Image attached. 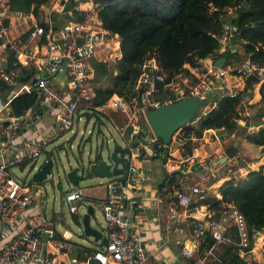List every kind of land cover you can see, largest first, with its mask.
<instances>
[{
    "label": "built area",
    "instance_id": "obj_1",
    "mask_svg": "<svg viewBox=\"0 0 264 264\" xmlns=\"http://www.w3.org/2000/svg\"><path fill=\"white\" fill-rule=\"evenodd\" d=\"M67 2L66 0L60 5L63 10ZM96 5L92 0H87L78 2L75 8L90 14ZM230 9L234 11V18L237 19L242 11L241 4ZM16 16L10 13L9 1L0 0V79L10 87L6 98L0 94V264H61L50 246L53 241H60L57 237L56 221L45 214L46 202L42 198L46 190L44 181H35L33 177L23 179L13 171L14 168L22 169L29 163L38 170L45 161L51 159L45 153L49 151L47 147L58 138L59 132L55 130L47 133V129L42 128L46 122L42 108L48 109L51 114L54 111L52 124L71 131L75 116L82 120L85 117L81 114L85 111H98L109 115V121L124 139L123 146L130 149V154H125L128 160V176L125 181L127 186L116 176L105 178L103 183L107 194L102 202V210L107 244L97 248L88 258L94 257L101 264H147L149 252L141 240L139 226L123 211L126 197L124 187L135 186L143 177L137 157L146 151L156 155L158 150L161 151L166 146L162 139L146 130L147 110L184 97L206 98L213 93L217 81L221 86V95L237 98L240 112L243 110L244 115H250V92L242 91L238 85L232 83L235 75L244 77L254 71L260 74L264 72V66L253 62L250 57L238 66L229 64L219 67L216 64L221 53L232 47V39L237 31V24L232 20L224 24L223 31L218 36L220 43L217 51L199 59L198 64L193 67L197 79L195 83L179 79L178 75L167 81L165 75L159 71L155 58H148L142 63L141 73L129 93H115L105 104L79 110L78 115L77 109L82 107V102L88 101L94 95L88 75L92 60L107 62L115 56V60L119 59L120 45L115 47L113 56L112 45L106 46L103 42L105 38L110 40L111 37H106L105 34L111 31L102 26L96 28L74 22L56 27L47 20L46 30L36 18L28 28V39L21 40L11 34ZM117 35L114 34V37ZM35 38L38 41L45 40L41 50L37 47L38 43H29ZM11 54L14 61L8 68V57ZM3 60H6V66L2 65ZM64 63L69 91L64 89L65 86H53L48 75L62 69ZM22 76H28L29 81L22 83ZM24 90L36 94L38 106L16 116L12 113L10 102ZM109 110H114L118 118L112 117ZM91 119L93 128L88 130L89 134H93L94 127L98 126L96 117ZM194 121L195 119L191 122ZM34 138H37L36 141ZM169 153L170 147L167 155ZM40 157L43 160L38 163ZM238 157L242 159L241 155ZM188 160L191 161L190 167L184 166L187 172L189 170L201 175L202 180H212L221 174L220 169L209 158L187 155L181 162ZM25 162L26 165L23 166ZM180 169L183 170V165ZM185 185L174 189L172 193L176 202L187 208L193 200L203 197V188L200 182ZM64 199L70 211L77 215L79 204L84 199L81 187L76 185L68 188L64 192ZM36 202L41 205L39 214L27 218L25 225L18 228L27 207ZM189 227L190 238L181 244L179 250V256L188 260L189 264H224L222 254L226 243H233V250L239 257L240 262L232 264H264V228H250L242 211L235 206L223 209L218 214L212 212L202 216L192 215L189 218ZM61 234L65 239L72 237V232L68 229ZM87 261L88 259L84 264H88Z\"/></svg>",
    "mask_w": 264,
    "mask_h": 264
},
{
    "label": "trees",
    "instance_id": "obj_2",
    "mask_svg": "<svg viewBox=\"0 0 264 264\" xmlns=\"http://www.w3.org/2000/svg\"><path fill=\"white\" fill-rule=\"evenodd\" d=\"M8 1L12 15L33 13L47 30L48 24L42 20L43 5L50 0ZM67 1L64 11L72 10L75 20H83L84 12L75 8V5L87 0ZM65 2L66 0H60V5ZM238 4H241L245 13L237 24L232 42L234 45L242 44L244 54L253 62L264 66V0H107L97 3L90 16L99 19L103 28L118 34L121 57L116 63V74L113 73L115 68H110L107 63L92 60L88 75L90 79L94 75L93 79L96 81L94 95L88 101L82 102L77 114L80 115L79 110L105 104L115 93H129L141 73L142 63L148 58H155L159 71L165 75L167 81L179 73L189 74L187 65L194 67L199 59L217 51L218 36L222 33L224 24L230 21L225 11ZM29 34L30 29L22 34V40H27ZM238 52V49L232 48L223 51L221 56L226 57L225 65L231 64L230 60L237 57ZM13 60V55H9L8 68ZM25 77L21 78L24 80ZM103 79H108L109 84H103ZM258 84L260 104L256 106L254 114L244 116L245 124L239 122L242 118L239 100L228 95H219L215 106L208 107L194 122L183 127L185 132L196 137L202 136L203 130L208 127L223 129L228 133L235 132L261 146L264 152V72L261 75L254 71L244 76L240 89L253 93ZM9 90V85L0 79V93ZM36 99L33 92L18 94L10 102L12 113L16 116L23 115L32 108ZM43 110L46 109L42 108ZM46 115L53 119L55 114L53 111V114ZM81 115L85 117V121L96 117L99 129L101 124L110 119L109 115L98 111L88 110ZM111 116L118 118L116 113ZM51 125L53 128L54 124ZM54 131L50 129L47 133ZM237 150L234 147V151ZM47 152L51 157L53 151H46V154ZM101 158L99 152H96L95 162ZM25 165L26 162L23 163ZM93 166L96 172V164ZM177 175L181 176L182 173L174 171L167 174L166 181L160 184V188H181L182 182ZM218 192L220 197L209 194L193 205L207 203L208 208L216 213L235 206L242 211L250 228H264V164L259 169L250 170L245 176L239 175L225 180L219 186ZM233 234L235 237V233ZM223 248L224 264L240 262L233 250V243H226Z\"/></svg>",
    "mask_w": 264,
    "mask_h": 264
},
{
    "label": "crops",
    "instance_id": "obj_3",
    "mask_svg": "<svg viewBox=\"0 0 264 264\" xmlns=\"http://www.w3.org/2000/svg\"><path fill=\"white\" fill-rule=\"evenodd\" d=\"M48 5H49L48 7L49 13L46 15L43 13L42 20L43 21L50 20V23L53 26L60 27L62 25L68 23H74V22H82L86 26L96 27V28H100L102 26L101 25L102 22L99 19H95L91 17L90 14L84 10H81L84 12L85 15L84 19L75 20L73 18L74 17L73 11L72 10L64 11L63 8H61L60 6V1L50 0L48 4L43 5V10H45ZM225 12H226V16L230 18L229 22H231L234 19V11L232 9H228ZM20 18H22V20H20ZM35 18L36 17L34 16L33 13L23 16H16L15 18L16 23L14 24L11 30L12 36H15L18 39L22 40L21 38L22 34L28 30L29 26L32 24ZM112 33L113 32H111L110 34ZM105 35L106 37H109L107 36L108 35L107 33ZM112 39L118 40V42H116V45L118 47V43H120L119 36L118 38H112ZM103 42L104 45L106 46L110 45V42L106 38L103 40ZM29 43L31 45H35L38 43L37 47L38 49L41 50V45L45 43V40L42 39L41 41H38V39L35 38L30 40ZM235 46L237 45H234L232 43L231 48L233 50L234 49L236 50L237 47ZM32 47L34 48V46ZM105 63H107L109 66H112V68H115L113 73L115 74L117 73L116 64L113 65L112 61L109 60ZM63 65L64 66L62 67V69L60 68L54 72L49 73L48 75H50L49 77L51 82L53 83V86L58 88H60V86L63 87L65 86L64 89L69 91V87L67 85L66 63H64ZM226 66L227 65H224L223 67ZM187 67L190 70L189 74L179 73L177 75L179 79H184L188 83H195L197 80L194 75L195 71L192 66L187 65ZM26 71L27 72L29 71V67ZM260 74L262 75L263 71ZM93 78L94 75H92L91 83L94 80ZM235 80H236V84L239 87H241L244 82V77H242L241 75H235ZM28 81H29L28 76H26L22 83H26ZM24 92L27 91L24 90ZM0 94L2 95V93ZM219 95H221V86L216 81L213 87V93L205 98L207 100V103L205 105V108L199 114L205 112L208 107L215 106ZM250 95H251V104L249 106V110H250V114L252 115L256 111V106L260 104V100H261L260 84L256 86L253 93H250ZM42 113H44L45 115L51 114L48 109L43 110ZM240 115L242 117L241 120L244 122L243 110L240 112ZM52 121L53 119L46 115V122L45 124L42 125V128H46L47 130L50 129L57 130L58 126L56 125H54V127L52 128L51 125L52 123L50 124V122ZM146 126L148 127L149 123L146 124ZM151 131L153 132L152 129ZM151 131H149L148 133L150 134ZM216 131L219 132V135L216 133ZM212 132L215 134V138H212L213 137ZM174 134L172 136L171 141L168 144H166L164 148L160 149L161 151L158 150L156 155H151L146 151V152H142V154H140L137 157L138 165L140 167L141 172L143 173V177L140 178L139 181H137L135 186L124 187L126 191V197L124 200L123 211L128 213L139 226V233L141 236V240L149 252L147 264H189L188 260L179 256V250L181 244L183 242L188 241L190 238V227H189L190 216L192 215L202 216L204 213L209 214L212 212L216 213V211L210 210L208 208L207 203H197L193 205L194 203L198 202L200 199L204 198L205 197L204 195L202 198H199L198 200L195 201L193 200L194 202L192 201L189 207L187 208L182 205H179L178 202H176V197L174 196V193H172L173 189L169 187L160 188V184L166 181V175L171 174L174 171H179L182 173V175L181 176L177 175V178H179V181L182 182V186H184L185 184L188 185L195 182H200L201 187L208 184L209 185L208 188L213 187L212 194H216L217 196L220 197V192H218V188L224 182L225 179L227 180V178L230 177V175H225V176L222 175L223 177H221L220 174L219 177L216 179L211 180L210 178H208L207 180H202L201 175L190 172L189 170L187 172V169L184 166L190 167L191 165L190 160H188L185 163L181 162V160L183 159L184 156L187 155H192L197 158H209L216 168L220 169V171H224V169L229 167L231 163L230 161L232 159L238 160L239 159L238 155H241L242 157V153H239L238 150L237 152L234 151V147L238 149V148L247 147L249 145L254 146V142L252 143L241 134H237L235 132L228 133L223 129H216L213 127H208L204 129L202 132V136L200 137H196L186 133L184 128L182 130V133L180 134L181 136L179 138L180 140H176L177 135L174 136ZM220 135H222L223 137L220 138ZM36 139L37 138H34V141H36ZM228 140H230L229 143L225 144V142H227ZM257 146L258 148H260L259 149L260 153L256 155H252L251 153L250 157L255 158L256 156H259L261 160L258 159L260 160V161L257 160L259 163L258 166L252 169L250 168L249 170H247L248 172L250 170L259 169L260 166L264 164V152H262L261 146L259 145ZM169 147H170V153L169 155H167V153L169 152ZM213 154L215 155V157L212 160L210 157ZM221 160H223V163L218 164V162H220ZM94 163H95V158L93 160L91 159V164ZM31 164L32 163H29L28 165ZM181 165H183V170L180 169ZM239 167L241 166H238L236 168ZM189 174H194L195 175L194 177L198 178V180L189 182L188 181ZM246 174L247 173H245L242 176H245ZM82 177L83 175L80 176V178ZM100 183L101 185L104 186L105 193L103 196L98 197L95 195L93 196V198L98 199L99 201L101 208V217H102V213H103L102 202L106 198L107 189L104 183L102 182ZM74 186L76 185L71 183L68 188ZM125 186H127L126 182H125ZM43 194L44 195L42 196V198H45V202H46V207L44 209L45 214L47 217L52 218L57 222L59 218L56 216V212L54 210H50L49 212L47 211V196H48L47 190H45ZM85 199L86 196L84 194V199L82 203L85 201ZM87 202L93 205L91 201L87 200ZM88 203H86V209L89 205ZM40 209H41V205H38L37 202L34 205L27 207L26 211L23 213L18 228L25 225L27 218L39 214ZM218 213L219 212H217L216 214ZM94 214H95V222H96L95 227L99 228L102 231L103 235L106 236L104 220L103 223L102 222L100 223V221L97 219L95 208H94ZM72 215H73L72 216L73 222H75L76 224L78 223L77 225L81 224L82 214L78 213L77 215H75L73 213ZM91 224H92V217H91ZM73 236L74 234L72 232V237L70 239H72ZM57 237L60 242L53 241L50 246L55 251L54 256L56 257L57 260L61 262V264H84V262L88 259V257L95 249L100 248L104 245L101 240L95 241L94 237L92 236H87V237H91L87 239L89 242V245L87 247L86 245H82L70 239L63 238L65 240H62L63 236L58 228H57ZM83 241L86 240L83 239ZM82 256H87V257L84 258ZM27 264H32V263H27Z\"/></svg>",
    "mask_w": 264,
    "mask_h": 264
},
{
    "label": "rangeland",
    "instance_id": "obj_4",
    "mask_svg": "<svg viewBox=\"0 0 264 264\" xmlns=\"http://www.w3.org/2000/svg\"><path fill=\"white\" fill-rule=\"evenodd\" d=\"M48 7L44 10V14H48ZM22 20V18H20ZM22 34V33H21ZM114 34H108L107 36L112 38H118V35L114 37ZM110 38L109 42L112 45L113 53L112 55H115V47L117 48L116 42L118 40ZM120 38V37H119ZM220 43V41H219ZM120 45V43H118ZM237 49L239 52L237 53V57H234L230 60V63L232 65L238 66L240 65L243 60L247 59V55L244 54V48L242 44H239L237 46ZM116 56L109 61H112L113 65L116 64L115 60ZM108 61V60H107ZM112 68V66L110 67ZM91 81V79H90ZM96 81L93 80V85L95 86ZM232 83V81H229ZM234 83L232 85H237L236 80H233ZM103 84H109L108 79L102 80ZM259 85V84H258ZM257 85V86H258ZM109 113L112 115L115 113L114 110H109ZM251 115V114H250ZM250 115H243V116H250ZM86 119L78 120V116H75L74 119V125H73V131L69 128H63V127H57L59 131L58 138L47 147L49 151L51 152V159L53 161V165L51 167V171L48 175V177L44 180L43 184L46 185L47 190V211L54 210L56 212V216L59 218L57 220L56 225L57 228L63 232L65 229H70L74 236L72 241H76L82 245H86V247L89 245L87 235L83 232V224H82V217H81V224L77 225L75 222H73L72 218V212L69 209V205L64 199V192L68 189L71 182L68 179V172L72 170L74 167H79V174L80 176L83 175L82 178L79 180V187H81L83 195L85 194L86 199L83 203L79 205V213L83 214L86 211V203L87 200L91 201L93 204L95 210H96V216L97 219L100 221V223H103L104 217L102 213L101 217V208L98 199H94L93 196H103L105 193V188L103 185H101L100 182H105V178H102L97 172H95V167L93 164H91V159L96 155V152H99L101 157H105L109 151H111L115 144L119 143L124 145V139L120 135L119 131L115 128V126L107 120L104 124L100 125V129L96 125L94 127L93 134H89L88 130L93 128V120L89 119L88 121H85ZM241 120V119H240ZM46 121V116H45ZM241 122V121H240ZM245 124L244 122H241ZM98 130V131H97ZM183 128L178 129L174 136H176V140H180L181 137L180 134L182 133ZM82 131H85V134H82ZM147 131H151L150 126L147 127ZM216 133L219 135V132L216 131ZM212 138H215V134L212 132ZM223 136L220 135V138ZM242 137V136H241ZM243 138V137H242ZM230 140L225 142V144H228ZM253 143V142H252ZM260 148L254 143V146L249 145L244 148H238L239 153H242V159H235L231 160L230 165L228 168L224 169V171H221V177L225 175H230V177H237L239 175H244L247 173L250 168H255L258 166V161L261 159L259 156H256L255 158H251L252 155L259 154ZM98 150V151H97ZM46 154V153H45ZM48 154V152H47ZM215 155L213 154L210 158L213 160ZM260 159V160H258ZM43 160L42 157L38 159V163H41ZM258 160V161H257ZM250 163L247 165V163ZM253 162V163H252ZM223 163V160L218 162V164ZM247 165V166H246ZM35 165H26L24 168H14L13 171L16 172V174L23 179H29L33 177L34 172L36 171ZM237 166H241L239 168H236ZM243 166V167H242ZM246 166V167H245ZM223 175V176H222ZM194 174H189L188 181H196L198 178L194 177ZM220 177V178H221ZM229 177V178H230ZM227 178V179H229ZM226 180V179H225ZM224 180V181H225ZM209 185L206 184L202 186L203 192L202 195L207 196L209 194H212V188H208ZM195 201V200H194ZM193 201V202H194ZM89 204V203H88ZM99 223V225H100ZM92 224L95 226V214L92 215ZM85 239L86 241H83ZM62 240H65L62 238ZM87 257V256H82Z\"/></svg>",
    "mask_w": 264,
    "mask_h": 264
},
{
    "label": "water",
    "instance_id": "obj_5",
    "mask_svg": "<svg viewBox=\"0 0 264 264\" xmlns=\"http://www.w3.org/2000/svg\"><path fill=\"white\" fill-rule=\"evenodd\" d=\"M95 3H102L107 0H92ZM245 11H241L235 24H238ZM226 62V57L222 56L216 60L219 67H223ZM2 65L6 66V60L2 61ZM2 96L6 97L7 93L3 92ZM207 100L199 96H189L181 98L177 101L165 103L150 109L146 112V118L150 128L154 134L161 138L165 144H168L173 134L180 128L185 127L189 122L194 120L197 115L205 108ZM38 106V99L32 106ZM130 154L128 146L122 144H115L114 148L108 152L105 157H102L96 162V171L102 178H109L116 176L119 180L126 181L128 176V160L125 154ZM53 165L52 159L45 161L41 167L33 174V179L42 182L46 179L47 174ZM69 181L77 185L79 183L80 174L79 167H74L67 174ZM94 214L93 205L89 204L85 213L82 216L83 232L87 236L94 237L95 241L101 240L104 245L107 244V238L102 231L91 224V217ZM88 264H101V262L94 258H88Z\"/></svg>",
    "mask_w": 264,
    "mask_h": 264
}]
</instances>
